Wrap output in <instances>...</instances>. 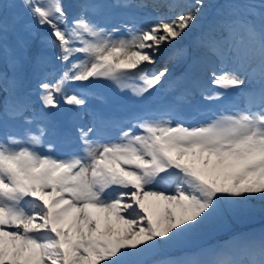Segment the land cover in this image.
<instances>
[{"label":"snow or ice","instance_id":"obj_1","mask_svg":"<svg viewBox=\"0 0 264 264\" xmlns=\"http://www.w3.org/2000/svg\"><path fill=\"white\" fill-rule=\"evenodd\" d=\"M164 6L191 11L121 29L97 22L108 7L97 0H78L71 16L63 0H19L30 20L25 30L46 29L44 43L59 62L47 72L46 58L37 57L28 90L19 76L27 42L18 40L9 55L7 36L18 18L10 23L0 15V264H148L150 254L224 229L228 214H245L253 201L264 205V0H243V10L212 32L206 46L215 63L196 82L207 101L239 90L244 109L193 126L174 118L175 107L165 116L137 115L126 126L96 114L92 123L74 126L77 149L57 154L48 142V109L62 102L79 115L87 104L73 85L106 81L146 99L170 83L167 67L145 65L181 39L205 5ZM33 92L39 112L32 109ZM185 99L178 97L176 106ZM154 264H264V231Z\"/></svg>","mask_w":264,"mask_h":264},{"label":"rangeland","instance_id":"obj_2","mask_svg":"<svg viewBox=\"0 0 264 264\" xmlns=\"http://www.w3.org/2000/svg\"><path fill=\"white\" fill-rule=\"evenodd\" d=\"M64 1L65 0H63V2ZM188 2L189 4H193L194 0H188ZM242 2L243 0H204L205 6L202 9L201 14L198 16L194 26L191 27V29L188 32H186L181 42L176 45V48L178 46L177 54L179 51V55L176 54L177 57L175 58V61H173L175 62V65L171 66L170 63H167L165 66H163V67H167L169 72L178 71L175 78L168 79V81L170 82L168 83V86L174 88L175 85L177 88H180L179 89L180 92H182L183 90L182 96L190 98V99L189 98L185 99L188 103L187 106L184 104L183 101L178 105V107H175V111L177 112L176 115L179 117V119L182 120V118H180L182 117V115L186 117H192L193 112H195L198 109L210 110L211 108H213L214 111L211 115L212 118L216 114L222 111L231 112V111L239 110V104L241 105L240 102L242 96L239 95V97H235L234 96V93L236 92L235 90L233 91L230 90L229 94L225 95L220 100H214V101H207L203 99L200 93H198V97H197L198 99L195 100L194 99L195 97L190 93V91L195 92L193 89L194 82H192V77H193L192 74L197 73L195 68L198 67L196 63L197 59L195 58L196 50H197V47H195L196 43L198 45L207 42L208 37L212 34L214 30H218L219 27L222 26V23L225 19L231 16L232 13L235 11H242L243 9L239 7ZM0 15L6 17L10 23L14 18H18L17 23L12 29H10L7 36V45L10 50L9 55H11L12 50H15L17 48L18 40L22 39L27 42L28 55L22 61V68L20 69L19 72L20 78L21 79L26 78L27 80L25 88L26 87L32 88L35 85L33 72L34 70H36L35 67L36 59L33 63L28 64V62H30V58L39 49L38 47L40 44L42 46L44 45L45 50L43 51L46 53V55H49L44 57L46 58V63L43 65V70L47 72H56L57 69L59 68V62L56 61L54 58L53 49L47 47L44 43V39L48 34L47 30L34 28V27L31 29V31L25 30L24 26L29 25L30 20L24 14L23 9L19 7V0H0ZM121 17L122 18L121 21H119L118 23V27L119 26L122 27L124 26V24L137 25L139 27L145 26V23L143 22L144 17H139L136 14L129 12H126ZM101 22H104L103 26L108 28L114 26L111 21L110 23H108L106 14L101 17ZM113 22L115 23L116 26L117 20L115 19L113 20ZM41 40L43 43L41 42ZM164 50L162 49L161 54L163 53ZM3 55L4 52L2 49H0V56ZM156 60H158V56L156 57ZM2 67L3 65H0V68ZM161 68H157L155 70H159ZM202 69H199L200 70L199 76H201V72H203ZM81 86L89 87L93 91H95V93L97 92L96 90L100 91V93H98L97 96L99 99L104 98L105 101L104 99L100 101L97 98L89 99L88 97L87 108H86V112L88 116H85L86 119L84 121L78 120L77 122L73 121L72 123L70 120L68 121L66 120V123L63 125L58 123L51 124L50 132L47 137V140L54 138L53 145L55 146V148H56V144L64 141H68L70 139L68 137L67 130L71 129L73 132H75L74 126L76 124L87 125L89 121L91 122L89 118L95 116L97 114L96 113L97 111H99L100 114L103 116L109 113L108 115L104 116L106 119L122 124L126 121L131 120L137 115H143L146 112H150V108L147 106L138 109L140 105H143L145 103V101L147 102L150 101L151 103L150 105L153 107L170 106L171 108H174L178 98V96L175 97L174 95L170 94L169 91H167L169 89H166V87L164 86L161 87L163 89L162 94L159 92V94L156 93L155 95L154 93L156 91H152V95H148L146 100L137 99L131 96V94L128 92H121L115 86H112V84L106 81H98L95 83H91L88 85H81ZM72 87L75 88L74 85ZM157 87H159V85ZM212 91H217V89H213ZM35 96H36V105L33 106L35 110L39 112L41 110V105L38 99V95L36 94ZM85 96H89V93L85 94ZM126 103H131L130 105L131 107H129V105H127ZM65 107H66L65 110L68 113H71V111H75L74 109H70L67 105H65ZM57 110L58 109L49 110V112L51 111L52 113V115L49 116L51 119L52 118L54 119ZM159 110L162 111L164 110V108H160ZM68 113H66V116L68 115ZM57 116H55V118ZM49 117L48 119H50ZM204 122H206V120H204L202 123ZM33 130H35V128H33ZM60 134H63V136L58 140ZM70 145L72 146V143ZM262 209H264V205H262L259 201H253L248 206V211L245 214L235 219L231 218V214H228L229 223L227 227H225L224 229L204 234L200 237H197L187 242L184 245L173 246L171 248L163 249L157 253L150 254L146 258L148 264H154V262L162 259H166L168 257L180 256L186 251L197 249L199 247L215 248L217 246H223L225 244H234L237 243L239 241V238L245 233L264 231V210ZM238 227H241L239 228L240 231L238 233L235 231V233H233L231 237H229L228 236L229 231L231 229Z\"/></svg>","mask_w":264,"mask_h":264},{"label":"bare ground","instance_id":"obj_3","mask_svg":"<svg viewBox=\"0 0 264 264\" xmlns=\"http://www.w3.org/2000/svg\"><path fill=\"white\" fill-rule=\"evenodd\" d=\"M109 1H112V0H109ZM77 2H78V0H66V3H69V5H72V4L77 3ZM146 2L151 4L154 2V0H146ZM155 2L160 3L161 5H164V4L166 5V3H171V2H173V0H155ZM175 2L180 3V4L190 5L188 0H175ZM131 9H133V8H131ZM165 10H168L167 11L168 13H167V15H162V17L165 19H168V18L174 17L176 14H178L181 11H183V12L191 11V8L177 7L174 10H171V9L166 7ZM140 13L142 15L145 14V10L142 9L140 11ZM147 15H148V13H147ZM168 15H171V16H168ZM158 17H161V16H155L154 15V16H152V18H155V19H151V20H153L155 22ZM190 29L186 30V32H188ZM182 38L179 39L178 41H173V43L171 45L166 46L165 50L163 49L164 50L163 53L158 56V60L156 61L157 62L156 68L163 67L167 63H170L171 66L175 65V62H173V61H175V58L177 57L176 54H177L178 46L176 48V45L181 42ZM196 46H197V51H198L197 52V55H198L197 58L200 60L197 63L198 67L195 68L197 74L194 75V87H197L196 86L197 81L203 82L204 80H206V76H205L204 71L201 72V76H199V72H200L199 69H202L205 66H211L212 64L215 63V59L212 56L211 52L208 50L206 43H202V44H198V45L196 43ZM177 55H179V51H178ZM145 66L147 67L148 65H145ZM148 67L155 70V68L152 66H148ZM167 78H169V77L167 76ZM174 87H175V91H179V88H177L176 86H174ZM241 105L243 106V108L245 107L243 97H242Z\"/></svg>","mask_w":264,"mask_h":264}]
</instances>
